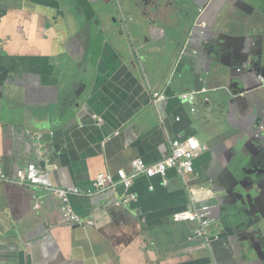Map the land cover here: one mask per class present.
Returning a JSON list of instances; mask_svg holds the SVG:
<instances>
[{
    "label": "crops",
    "instance_id": "1",
    "mask_svg": "<svg viewBox=\"0 0 264 264\" xmlns=\"http://www.w3.org/2000/svg\"><path fill=\"white\" fill-rule=\"evenodd\" d=\"M235 3L264 12V0H0L3 170L13 178L36 163L55 185L83 191L70 200L83 223L66 224L57 195L0 180V264H264V239L245 243L238 228L256 204L246 185L255 177L264 183V131L262 144L253 136V120L264 126V116L250 97L229 108L217 94L210 103L198 95L195 112L178 98L207 87L199 79L204 56L188 43L246 27L250 19ZM257 15L254 33L264 36V14ZM198 18L203 28L189 36ZM254 41L244 84L264 97L254 72L264 78V39ZM247 52L239 40L211 60L239 65ZM154 91L166 98L154 101ZM188 134L206 150L186 181L173 169L166 184L139 176L130 189L136 198L122 205L115 203L126 193L121 185L89 194L98 172L131 173L135 158L161 160L172 138ZM243 156L257 160L247 166ZM232 168L244 169L242 196L226 197ZM212 204L223 225L212 224L208 238L195 236L196 223L175 220Z\"/></svg>",
    "mask_w": 264,
    "mask_h": 264
},
{
    "label": "water",
    "instance_id": "2",
    "mask_svg": "<svg viewBox=\"0 0 264 264\" xmlns=\"http://www.w3.org/2000/svg\"><path fill=\"white\" fill-rule=\"evenodd\" d=\"M251 4L235 3L234 6H232L238 12L246 16V19L248 18L250 19L244 23L246 25L245 28H243V25L238 29L230 28L223 32V37L221 39H217L216 37L215 38L207 37L206 45L201 44L200 46L189 42L188 47L191 49V53L196 54L194 52L200 50L199 53L204 56L203 57L204 68L207 66L208 69H205L206 70L205 72H203L202 70L203 73L200 75L199 79L205 82L207 87H202L199 90L201 89L205 90V93L208 95V103L213 102L214 99L213 95L217 94L222 99L220 103L225 104L226 107L229 106V108H232L233 102L240 101L241 99L245 100L250 97L255 99L257 106L256 111H258L262 116H264V97L259 96L260 88L251 89L248 91L246 84H244L248 75L251 74V72H249V66H250V62H252L251 58L254 57L252 50L255 49L256 47L254 40L255 38L264 39V36H260V35L258 36L254 33L255 32L254 23H252L251 21L252 18H254L256 12L258 13L257 17L263 15L264 12L262 11L260 5L255 7ZM251 10L255 11V13L250 14ZM202 13L203 12L200 11L197 12L198 16H201ZM193 23H192L193 26L191 27V32H189V36L194 35L195 32L198 31V29L203 28V23L202 24L200 23L199 18L198 20L195 19V22L193 21ZM88 27H90V25H88ZM214 32L216 33L217 30H214ZM201 36H204V34H202ZM239 40H241L242 45H245V48L248 49V52L245 53L247 56L245 59H242L243 60L242 63H240L239 65L237 64L224 65L220 63L219 58L221 57L223 48L226 47V45L227 46L232 45L235 42H238ZM212 55H216V56L220 55V57L216 61H212L211 60ZM256 66H258L257 63ZM225 67H228L230 69L229 76L222 73V70ZM254 72L257 73L258 80L264 83L263 80L264 78L262 74H260V70L257 68V71H255L254 68ZM236 85H238L241 90L235 88ZM209 95H211V100ZM178 98L180 99L179 95ZM260 107H262V112L259 111ZM253 123L256 125L253 134L254 140L256 143L262 144L263 140L261 138L263 137L262 132L264 131V126L261 124L259 119L257 121L253 120ZM243 160L245 161V164L247 166H252L253 162L256 161L257 158L255 157L248 158L246 156H243ZM243 171L244 169L233 170L232 168V172H231L232 176L230 179L232 181L228 182L226 180L224 183L226 189V197H229L231 195L242 196V193L241 194L239 193L245 187L244 182L242 180ZM206 182L209 183L210 180L207 179ZM246 191H247L246 194L247 199L248 197H255L256 204L254 209L249 211L251 213V217H250L251 219H249V223L244 228L242 225L238 226V228L241 229L243 234H246V237L243 240L245 243H249L250 245H253L255 241L261 244V241L264 239V183H262L255 177L252 179V182H249L246 185ZM190 195L191 196L194 195V192L193 191L191 192V190H190ZM190 198H191L190 200L193 201L192 197ZM241 202L242 201H239L237 204L240 205ZM212 206H210L211 210L214 209L213 204ZM238 210L239 212H241L242 207L239 206ZM221 218L223 217L220 218L216 217L215 222L213 223V224H218V228H220V226L223 225ZM222 227L223 229H225V226Z\"/></svg>",
    "mask_w": 264,
    "mask_h": 264
},
{
    "label": "built area",
    "instance_id": "3",
    "mask_svg": "<svg viewBox=\"0 0 264 264\" xmlns=\"http://www.w3.org/2000/svg\"><path fill=\"white\" fill-rule=\"evenodd\" d=\"M152 95L154 101H162L166 98V95L160 91H154ZM180 97L182 100L192 99V96L187 93L181 94ZM169 145V154L161 160L148 163L141 158H135L132 161L131 173H127L123 168L118 169L115 173L109 171L98 172L94 181V190L89 191V194L103 192L121 185L126 193L115 203L120 205L127 204L136 198L130 189L137 177L159 176L163 179V183L166 184L167 180L165 178L168 170L174 169L181 176L193 172L195 157L206 150V146L198 142L193 136H176L170 140ZM0 180L14 182L22 186L42 188L57 195L62 204V221L66 224L83 223L70 201L71 196L80 195L83 191L78 186L63 188L55 185L50 169L43 168L36 163H30L25 167L19 168L15 177L12 178L4 172L2 161L0 160ZM175 219L196 223L194 232L198 238H208L207 230L215 222L209 205L192 206L186 211L177 213ZM87 223L91 224L92 221Z\"/></svg>",
    "mask_w": 264,
    "mask_h": 264
},
{
    "label": "rangeland",
    "instance_id": "4",
    "mask_svg": "<svg viewBox=\"0 0 264 264\" xmlns=\"http://www.w3.org/2000/svg\"><path fill=\"white\" fill-rule=\"evenodd\" d=\"M199 11L200 12H203V10H201V9H199ZM199 11H197V12H199ZM168 81H170V79L169 80H167V82ZM184 93H187V94H190V96H192V99H189V100H182L181 99V97H180V100L181 101H183V102H187V103H189V104H191V111L192 112H195V105L194 104H196V102L195 101H197L196 100V98H197V96L198 95H200L201 97H202V99H203V101H205V103H208V95L205 93V90L204 89H201V90H191V91H184V92H181L180 94H179V96L181 95V94H184ZM186 136H193L194 137V135L193 134H188V135H186ZM181 137H185V136H181ZM195 138V137H194ZM199 142V141H198ZM196 158V157H195ZM195 160V159H194ZM174 170V169H173ZM193 172H194V170H193ZM177 173V172H176ZM192 173V172H191ZM191 173H189V174H191ZM178 174V173H177ZM189 174H186L185 176H181L180 174H178V175H180L181 176V178L183 179V180H187V178H188V175ZM167 177V176H166ZM188 182V181H187ZM186 211V210H185ZM183 212V211H182ZM179 213V212H178ZM176 215V214H175ZM176 220V219H175ZM176 221H178V220H176ZM180 222H182V221H180Z\"/></svg>",
    "mask_w": 264,
    "mask_h": 264
}]
</instances>
